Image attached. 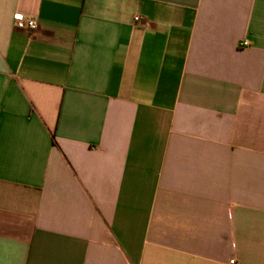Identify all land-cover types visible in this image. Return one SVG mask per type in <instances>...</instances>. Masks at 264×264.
Listing matches in <instances>:
<instances>
[{
    "label": "crops",
    "instance_id": "1",
    "mask_svg": "<svg viewBox=\"0 0 264 264\" xmlns=\"http://www.w3.org/2000/svg\"><path fill=\"white\" fill-rule=\"evenodd\" d=\"M0 264H264V0H0Z\"/></svg>",
    "mask_w": 264,
    "mask_h": 264
},
{
    "label": "built area",
    "instance_id": "2",
    "mask_svg": "<svg viewBox=\"0 0 264 264\" xmlns=\"http://www.w3.org/2000/svg\"><path fill=\"white\" fill-rule=\"evenodd\" d=\"M14 18L16 21H23L24 20L27 28L30 30H35L38 27V22L35 19L24 18L21 14H16L14 16ZM135 19L138 21L140 19V17L137 16ZM246 44H247V42H241V45H246Z\"/></svg>",
    "mask_w": 264,
    "mask_h": 264
}]
</instances>
